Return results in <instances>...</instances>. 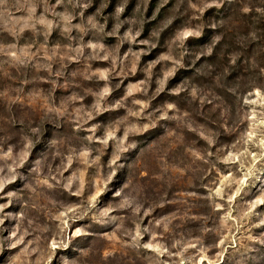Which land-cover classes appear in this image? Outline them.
<instances>
[{"label": "rangeland", "instance_id": "obj_1", "mask_svg": "<svg viewBox=\"0 0 264 264\" xmlns=\"http://www.w3.org/2000/svg\"><path fill=\"white\" fill-rule=\"evenodd\" d=\"M0 264H264V0H0Z\"/></svg>", "mask_w": 264, "mask_h": 264}]
</instances>
